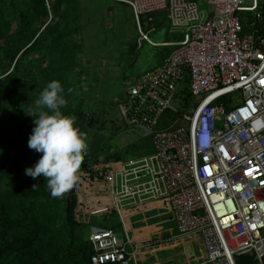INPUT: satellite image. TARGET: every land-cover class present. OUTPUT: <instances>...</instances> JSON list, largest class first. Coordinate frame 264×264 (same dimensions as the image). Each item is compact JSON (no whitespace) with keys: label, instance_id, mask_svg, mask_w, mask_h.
<instances>
[{"label":"built area","instance_id":"2783aa9c","mask_svg":"<svg viewBox=\"0 0 264 264\" xmlns=\"http://www.w3.org/2000/svg\"><path fill=\"white\" fill-rule=\"evenodd\" d=\"M113 1L130 9L139 45L171 50L126 82L114 105L119 149L148 137L153 154L101 172L78 170L77 212L87 223L166 198L178 235L201 236L199 264H264V8L258 0H204L206 8L195 0ZM161 11L179 42L157 45L142 28L143 16ZM243 12L252 14L245 34ZM124 238L92 226L88 264H134L127 232Z\"/></svg>","mask_w":264,"mask_h":264},{"label":"trees","instance_id":"16d2710c","mask_svg":"<svg viewBox=\"0 0 264 264\" xmlns=\"http://www.w3.org/2000/svg\"><path fill=\"white\" fill-rule=\"evenodd\" d=\"M47 2L49 8L45 0H0V264H88L92 254L74 217L76 187L53 198L43 176L25 174L42 155L28 146L34 118L26 113L48 82L60 81L67 100L61 111L75 118L80 134L96 121L77 97L80 0ZM81 160L79 170L91 167L89 157Z\"/></svg>","mask_w":264,"mask_h":264},{"label":"rangeland","instance_id":"374dc122","mask_svg":"<svg viewBox=\"0 0 264 264\" xmlns=\"http://www.w3.org/2000/svg\"><path fill=\"white\" fill-rule=\"evenodd\" d=\"M250 1L245 0V5L248 6ZM81 7V24L84 32L83 41H80L83 53L78 61L81 65V77L77 97L82 99L84 111L88 115L94 114L96 120L83 136L87 147L84 155L89 157L91 167L101 172L105 168H118L121 163L153 154L152 142L148 137L132 140L130 147L119 149L121 141L115 140V136L122 127V122L114 105L117 99L123 98L125 83L133 76L141 75L158 66L157 62L161 58L159 52L170 48H154L146 42L139 45L135 21L130 10L123 4L111 0H82ZM205 7L206 5L201 8ZM151 15L153 14L144 17L148 18ZM159 32L168 36L166 29H159ZM158 34L151 33L149 38L153 42H165L158 41ZM172 118L168 115L166 122H170ZM1 188H4V185ZM126 208L128 207H124L122 212ZM77 210L75 207L74 217L80 224V233L86 241L92 225L106 227L110 223L111 216H97L90 219L92 225L90 222L84 224V216ZM114 222L116 227L112 230L121 242L119 221L114 218Z\"/></svg>","mask_w":264,"mask_h":264},{"label":"crops","instance_id":"0c3cea01","mask_svg":"<svg viewBox=\"0 0 264 264\" xmlns=\"http://www.w3.org/2000/svg\"><path fill=\"white\" fill-rule=\"evenodd\" d=\"M195 1H197L201 7H204V0ZM80 4L82 5V0H80ZM250 5L251 1L248 6ZM258 6L264 8V0H258ZM130 14L132 16L131 11ZM240 17L243 25V34L250 32V20L252 15L243 12L240 14ZM141 26L149 35L151 33H159L158 41L165 42L157 43L150 39L157 45L176 43L182 39L181 34L174 35L169 33L168 15L165 11L153 13V15L148 18L143 16L141 18ZM159 29H166L168 36L161 35ZM152 47L162 48L163 46ZM169 48V50L159 52L161 58L157 62L158 66L162 64L164 58L170 52L171 47ZM127 207L128 208H126L124 212L121 211L120 216L115 212L106 215L107 217L111 216L109 218L110 223L107 224L106 227L111 224L112 225L109 226L111 229L116 227L114 218L119 221L122 236L121 242L123 243L125 241V232H127L131 238L132 244H128L126 247L129 252L135 253L134 264H199L204 261L205 252L201 236L199 234L178 235L168 199L151 200L141 205ZM88 222L92 225L89 219L87 223Z\"/></svg>","mask_w":264,"mask_h":264},{"label":"clouds","instance_id":"9594fccd","mask_svg":"<svg viewBox=\"0 0 264 264\" xmlns=\"http://www.w3.org/2000/svg\"><path fill=\"white\" fill-rule=\"evenodd\" d=\"M63 92L60 81L48 82L26 113L34 118L28 146L42 155L25 174L33 179L43 176L51 197L57 199L76 187L81 156L87 151L75 118L61 111L67 105ZM208 140L205 133L201 141L207 144Z\"/></svg>","mask_w":264,"mask_h":264}]
</instances>
